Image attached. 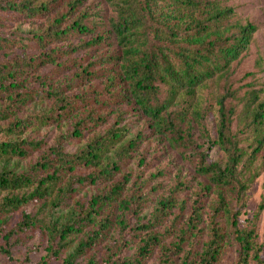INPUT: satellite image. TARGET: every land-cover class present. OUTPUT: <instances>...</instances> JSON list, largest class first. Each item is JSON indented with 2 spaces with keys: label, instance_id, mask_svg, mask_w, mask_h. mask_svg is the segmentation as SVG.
<instances>
[{
  "label": "trees",
  "instance_id": "trees-1",
  "mask_svg": "<svg viewBox=\"0 0 264 264\" xmlns=\"http://www.w3.org/2000/svg\"><path fill=\"white\" fill-rule=\"evenodd\" d=\"M103 1L113 16L93 12L88 0H0V27L48 23L29 40L0 35V53L29 50L32 41L43 50L0 62V133L9 137L0 138L6 264L32 263L42 247L30 245L38 231L48 244L32 264H219L233 245L236 264H264V197L240 223L264 153V82L251 79L242 96L219 89L218 137L208 138L202 158L217 145L224 163L198 157L197 175L188 178L170 155L171 148L190 152L183 123L203 114L192 95L228 81L264 36V21L243 23L224 0ZM45 67L52 74L39 78L41 87L22 76ZM66 74L71 79L60 82ZM235 120L252 150L231 132ZM67 124L52 136L54 126ZM153 135L168 145L160 149ZM75 144L81 148L69 151ZM30 206L38 210L27 213ZM134 212L147 220L128 230ZM17 246L26 247L24 259Z\"/></svg>",
  "mask_w": 264,
  "mask_h": 264
},
{
  "label": "rangeland",
  "instance_id": "rangeland-1",
  "mask_svg": "<svg viewBox=\"0 0 264 264\" xmlns=\"http://www.w3.org/2000/svg\"><path fill=\"white\" fill-rule=\"evenodd\" d=\"M226 4L232 6L237 10V14L243 23L250 21H264V0H224ZM88 4L92 5V7L97 10H104L106 16H113L115 14L114 8L111 5H108L103 0H88ZM48 23H11L6 22L2 27H0V35L2 37L13 40L16 37H24V39L29 40L33 38L35 34L42 33L46 30ZM101 30H108L105 26V23H102ZM75 43L80 41L75 40ZM27 44L31 45V49H16L14 53L5 54L4 52L0 53V62L7 61L12 55H21L23 54L25 58L29 59L30 57H37L43 53V50H40L38 45L35 42H28ZM83 54H80L82 56ZM52 72V67H45L41 73L35 72L34 74H22V76L27 78V83L31 85V87H41L40 77H47ZM71 74H66L60 80L63 83L68 82L71 79ZM261 80L264 82V36L259 38V42L257 45L253 46L250 50L249 54L243 61L236 67L233 74L230 76L228 81L222 82L220 86L215 81L209 82L206 86L200 88L195 95H192L191 99L193 102L198 101L200 108L203 112L200 118L196 116H187L184 123L183 128H185L190 133V137L192 139V143L190 144V152L187 155H182L180 152L170 149L171 158L175 159V162L178 163L180 169H182V175L188 176V178H193L196 176L195 172V164L198 162V157L202 160L204 154L209 144V139L212 141H216L218 137V110L219 105L217 102V96L219 93V89L224 93H233L239 96H242L246 90V85L249 84L250 80ZM104 86V85H100ZM45 106V105H43ZM42 108V107H41ZM42 109H37V111L28 112V115H32L38 112H41ZM78 116V115H77ZM143 127V122L139 121L138 125L135 128V132H139L140 127ZM69 124L62 127L53 128L52 136L58 135L61 132L65 133L67 128H69ZM51 131V130H50ZM148 132V131H147ZM233 134L237 135L240 140V146L244 147L247 150H252L253 140L249 138L247 132H244L242 126L238 125L237 120H235L232 124ZM41 134L45 132L40 131ZM25 136V135H24ZM23 136V137H24ZM155 136V135H153ZM155 136L152 141L153 144H158L159 148L162 149L164 146H167L168 143H159ZM0 138L3 140H8L9 137L4 133H0ZM158 138V137H157ZM158 140H160L158 138ZM188 147V148H189ZM81 148V144H75L68 147V150L71 152H76ZM187 156V157H186ZM227 159L226 153L219 147L215 146L209 154L202 160L204 165H210L212 163H224ZM255 173L259 175L254 178V181L251 183V187L247 193V207L243 213V216L240 219V223H244L246 219L252 218L255 214L258 213V206L261 203L264 197V153L259 154V161L256 165ZM196 181H192V184H195ZM4 199V195L0 196V203ZM151 208L149 211L153 210ZM27 213L36 212L38 210V206H30L26 209ZM149 212L147 210H144ZM147 216V215H146ZM150 213H148V218ZM147 220L142 217L139 218V214L132 213L128 217L129 227L128 230L136 227L140 222ZM129 237H126L128 240ZM48 236L43 231L36 232L34 239L31 241V246H38V244H42L39 252H35L31 256L32 263H38L42 256L46 254L45 248L48 244ZM71 241L74 242V236L71 237ZM258 241L260 244L264 246V211L260 214L259 222H258ZM70 244V246H72ZM26 247L17 246L15 249V256L19 259H24L26 255ZM129 248L127 246L124 247L123 254H127ZM237 247L235 245L229 247L226 250V253L222 256L219 264H236L237 262ZM262 259L264 260V248L261 254ZM30 263V264H32ZM0 264H6L5 256L1 251V241H0ZM59 264V263H57Z\"/></svg>",
  "mask_w": 264,
  "mask_h": 264
}]
</instances>
